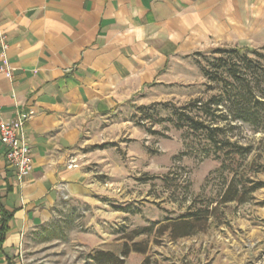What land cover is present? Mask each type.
<instances>
[{
	"label": "crops",
	"instance_id": "1",
	"mask_svg": "<svg viewBox=\"0 0 264 264\" xmlns=\"http://www.w3.org/2000/svg\"><path fill=\"white\" fill-rule=\"evenodd\" d=\"M257 41L264 0H0V119L32 158L21 176L0 143V204L12 215L0 264H21L28 235L65 200H93L85 149L131 130L121 109L181 84L189 62L201 74L196 53Z\"/></svg>",
	"mask_w": 264,
	"mask_h": 264
},
{
	"label": "rangeland",
	"instance_id": "2",
	"mask_svg": "<svg viewBox=\"0 0 264 264\" xmlns=\"http://www.w3.org/2000/svg\"><path fill=\"white\" fill-rule=\"evenodd\" d=\"M237 47L264 54L262 41ZM212 49L198 56L204 65L219 56ZM180 72L181 84L156 88L145 104L117 113V120L131 121L130 131L116 130L108 141L85 149L95 152L84 159L99 182L93 200H65L53 221L28 235L21 264H97L98 252L121 256L127 243L142 245L146 255L131 252L125 264L145 258L149 264H264V188L244 203L221 202L231 175L213 158L189 152L182 132L169 121L173 109L208 99L219 86L190 62ZM148 114L152 119L146 121ZM236 125L228 134L231 141L252 146L239 174L264 183V132ZM204 209L211 214L195 235L173 240L170 231L162 233L169 222ZM146 226L153 231L135 237L134 231Z\"/></svg>",
	"mask_w": 264,
	"mask_h": 264
},
{
	"label": "trees",
	"instance_id": "3",
	"mask_svg": "<svg viewBox=\"0 0 264 264\" xmlns=\"http://www.w3.org/2000/svg\"><path fill=\"white\" fill-rule=\"evenodd\" d=\"M212 52L219 56L213 57L209 66L204 65L198 57L204 53H196L195 60L202 76L219 86L218 93L208 99L196 98L183 108L173 109L169 121L182 132L185 148L189 152L197 157L213 158L220 162V171L231 175L221 195V202L244 203L249 194L264 188V183L248 177L242 179L238 169L243 159L252 152V146L232 142L228 134L236 129L238 123L247 124L255 132H264V54L257 49L239 47H218ZM142 109L146 110L145 107ZM147 116L146 121L152 119V115ZM140 126L145 127L144 123H140ZM0 213L2 250L12 215L2 210L1 204ZM210 214L207 209L197 214H186L164 225L161 231H170L173 240L193 236ZM153 227L146 226L134 231L135 237L151 233ZM131 252L146 255L142 245L129 246L127 243L121 256L100 251L94 258L97 264H125ZM141 264H149L148 259L145 258Z\"/></svg>",
	"mask_w": 264,
	"mask_h": 264
},
{
	"label": "built area",
	"instance_id": "4",
	"mask_svg": "<svg viewBox=\"0 0 264 264\" xmlns=\"http://www.w3.org/2000/svg\"><path fill=\"white\" fill-rule=\"evenodd\" d=\"M5 50L7 45L2 43ZM1 92V89H0ZM0 143L5 149V158L9 165L15 167L19 175H25L32 169L31 149L24 136L18 138L16 130L6 121L0 119ZM68 199L67 196H64Z\"/></svg>",
	"mask_w": 264,
	"mask_h": 264
}]
</instances>
